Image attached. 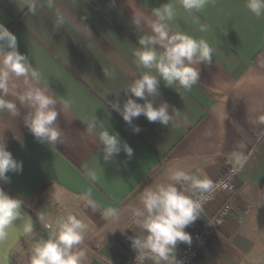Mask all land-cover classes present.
<instances>
[{
  "label": "crops",
  "instance_id": "1",
  "mask_svg": "<svg viewBox=\"0 0 264 264\" xmlns=\"http://www.w3.org/2000/svg\"><path fill=\"white\" fill-rule=\"evenodd\" d=\"M36 2L33 14L30 0H0V24L17 37L19 51L40 71L42 83L57 97L70 99L73 109L62 110L58 118L65 143L56 148L38 143L22 118L0 115V138L23 162V171L9 173L10 181L0 187L23 201L34 224L28 236L18 227L9 229L0 242V264L4 258L7 264H28L34 244L48 235L40 214L55 220L70 213L87 226L79 249L83 264H121L133 254L126 237L138 229L130 223V209L140 206L145 187L167 183L175 169L197 171L214 182L230 167L240 169L232 211L192 264H264V138L252 149L238 129L252 139L264 129V18L248 12L245 0H207L191 14L179 0ZM166 2L176 7L172 30L205 39L214 50L212 60L198 66L201 77L191 90L161 84L157 103L167 101L180 116L167 127L141 116L133 121L142 129L136 134L106 103L118 92L123 101L121 90L138 74L132 53L139 34L130 23L132 12L148 15ZM93 113L132 147L131 159L121 153L105 163L98 141L82 138L78 117ZM85 192L96 201L95 211L81 200ZM228 199V193L220 194L208 205V214ZM108 207L121 210L119 223L103 217ZM185 231L192 240L194 228ZM184 245L178 243L176 258Z\"/></svg>",
  "mask_w": 264,
  "mask_h": 264
},
{
  "label": "clouds",
  "instance_id": "2",
  "mask_svg": "<svg viewBox=\"0 0 264 264\" xmlns=\"http://www.w3.org/2000/svg\"><path fill=\"white\" fill-rule=\"evenodd\" d=\"M180 7L188 13L203 9L207 0H179ZM245 8L256 18H264V0H245ZM36 0H30L29 11L35 14ZM173 3H162L151 9L150 14L132 12L130 23L138 33L137 47L132 56L138 74L114 99L107 100L106 109L117 113L133 133L142 130L133 121L143 116L150 123L169 126L180 111L167 101L157 103L161 97L160 86L191 90L201 77L200 65L212 60L213 48L202 38H196L182 31H173L171 22L175 19ZM62 23V21L58 22ZM206 30L202 25L200 31ZM106 76L112 73L105 70ZM139 101V102H138ZM21 109L24 110L23 115ZM73 102L57 97L29 57L18 49L17 37L0 24V115L22 118L23 125L40 144L51 148L65 143L64 129L58 118L64 112H71ZM82 138L91 136L99 143V152L105 163L112 162L121 153L131 159L134 150L122 141L118 132L110 128L93 113L81 115ZM239 162V153L233 154ZM23 171V162L17 161L7 150V143L0 138V184L10 181L9 173ZM214 191L213 181L201 177L197 171L175 169L168 182L145 187L140 193V206L130 209V223L138 231L127 236L131 250L135 253L133 264H178L175 249L178 243L190 244L191 236L185 231L200 219L202 206ZM85 207L95 211L98 205L90 192L81 197ZM23 201L10 197L0 187V242L9 236V229L18 227L22 235L34 233V224L23 211ZM103 217L119 223L121 210L108 207L102 210ZM39 221L47 230V238H40L28 255V264H83L84 254L79 251L84 242L87 226L74 214L49 220L45 214ZM18 223V226H17ZM127 226L121 230L124 233ZM7 254H5L6 257ZM3 264H7L4 258Z\"/></svg>",
  "mask_w": 264,
  "mask_h": 264
},
{
  "label": "built area",
  "instance_id": "3",
  "mask_svg": "<svg viewBox=\"0 0 264 264\" xmlns=\"http://www.w3.org/2000/svg\"><path fill=\"white\" fill-rule=\"evenodd\" d=\"M239 175L240 169L230 167L213 182L214 191L211 193L209 198L204 201L200 219H197L190 225L194 228V238L191 240L190 244H185L181 248L179 255L176 258L178 264H192L204 250L215 231L223 225L225 219L232 211V201L237 195L234 185ZM222 193H228L229 199L225 201L217 211L208 214V205ZM246 214L247 211L239 214L238 219L242 220ZM67 215L69 214L59 217H66ZM134 255L135 253L133 252V254L125 259L121 264H133Z\"/></svg>",
  "mask_w": 264,
  "mask_h": 264
},
{
  "label": "trees",
  "instance_id": "4",
  "mask_svg": "<svg viewBox=\"0 0 264 264\" xmlns=\"http://www.w3.org/2000/svg\"><path fill=\"white\" fill-rule=\"evenodd\" d=\"M238 129L242 133V135H244V137H246V139L250 142L252 149L255 148L256 145L264 138V129L262 130L260 135H258V137L255 139H252L250 136H248L247 133H245L243 129L241 128H238Z\"/></svg>",
  "mask_w": 264,
  "mask_h": 264
}]
</instances>
